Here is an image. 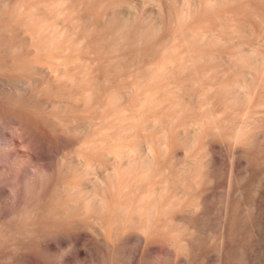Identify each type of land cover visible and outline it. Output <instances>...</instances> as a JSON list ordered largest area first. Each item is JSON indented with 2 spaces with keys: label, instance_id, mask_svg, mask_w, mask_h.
<instances>
[{
  "label": "rangeland",
  "instance_id": "374dc122",
  "mask_svg": "<svg viewBox=\"0 0 264 264\" xmlns=\"http://www.w3.org/2000/svg\"><path fill=\"white\" fill-rule=\"evenodd\" d=\"M0 264H264V0H0Z\"/></svg>",
  "mask_w": 264,
  "mask_h": 264
}]
</instances>
